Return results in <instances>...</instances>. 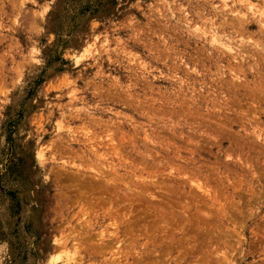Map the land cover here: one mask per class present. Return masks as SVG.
<instances>
[{
    "label": "clouds",
    "instance_id": "obj_1",
    "mask_svg": "<svg viewBox=\"0 0 264 264\" xmlns=\"http://www.w3.org/2000/svg\"><path fill=\"white\" fill-rule=\"evenodd\" d=\"M0 264H264V0H0Z\"/></svg>",
    "mask_w": 264,
    "mask_h": 264
}]
</instances>
